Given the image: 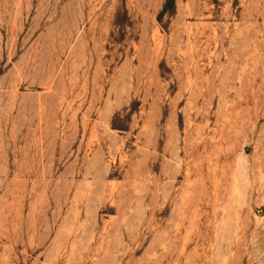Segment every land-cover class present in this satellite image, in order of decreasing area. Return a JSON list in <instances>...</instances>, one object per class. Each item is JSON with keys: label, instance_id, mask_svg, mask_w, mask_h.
I'll use <instances>...</instances> for the list:
<instances>
[{"label": "rangeland", "instance_id": "1", "mask_svg": "<svg viewBox=\"0 0 264 264\" xmlns=\"http://www.w3.org/2000/svg\"><path fill=\"white\" fill-rule=\"evenodd\" d=\"M0 264H264V0H0Z\"/></svg>", "mask_w": 264, "mask_h": 264}]
</instances>
